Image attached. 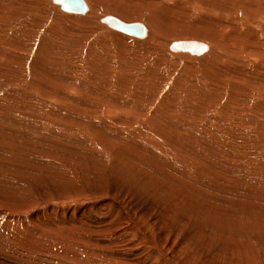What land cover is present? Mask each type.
Segmentation results:
<instances>
[{
    "label": "rangeland",
    "instance_id": "obj_1",
    "mask_svg": "<svg viewBox=\"0 0 264 264\" xmlns=\"http://www.w3.org/2000/svg\"><path fill=\"white\" fill-rule=\"evenodd\" d=\"M49 1L50 0H24V2L21 1L22 3H24V6H18L14 0H0V36L2 37H0V39L2 40L1 46L4 50V52L1 53L7 55L6 57L2 55L0 56V58L4 59L3 61L0 60V87H2L0 89V233L8 230L9 228V230L12 231H15V229L17 231H22L21 229L24 228L22 232L25 234L24 240L18 241L12 239V243L7 242V244L13 245L14 247L20 248L23 245L25 246V249L21 247L22 256L20 258L16 257L17 261L15 260V257H9V263L12 262L11 264H28L26 263V260L31 262L30 259L33 256L34 251H37L36 253H38L39 250L44 252L46 244L42 243V247L38 249L39 245H41V242H33L30 237L36 231H38L37 233H39L40 229L50 233L51 230L49 229L48 225L54 222L55 224H58L57 222H59V224L68 223L78 219L79 217H82V212H86L84 208H86L87 205L90 203L96 204V201L88 200V196H86L89 195L88 193L85 194L86 197H83L79 196L78 192H80V194L81 192H89V188H92L93 190V188H96L98 186V190H96L98 192L100 191V189L104 191L109 188L110 191L113 189L112 192L116 191L115 194H117L118 196L125 197L128 193L123 201L124 203H127L125 209L136 219L129 220V216L127 215V213H124L120 210L113 214L112 217L114 220L126 222H128L127 220H129L127 229H130V232L128 233L127 239L130 240V242H133L134 246L138 248L132 251L134 252L132 253V255L134 256L133 259L131 258L129 260V255H131L129 252V254L126 253L122 257L123 263H117L112 261L108 262V264H146L144 261L139 262V260L141 259L138 254L146 248L149 251V257H143H146L145 260L147 259V262H151L149 264H251L253 262V264H264V105H259L256 101L257 97H255V95L258 94L259 96V93H253L255 90H253L252 87L250 88L246 84H243L245 88L242 87L241 89L240 85H236V88L244 92H247L251 89L250 91L252 92L248 91L247 93L243 94L244 96L239 95L238 98L234 95H231L232 88H229V83L231 85H234V83H231L232 81L227 79V75L230 73L228 67H224V69L222 70L220 74L221 80H217V83L214 86L210 85V87L209 85H207V89L202 90V87L200 85H202V81H206L207 75L202 74L201 72L195 73L197 72L195 70H200L201 66L204 67V65L199 66L200 63L196 61L198 62H195L196 65L198 64V68H196L195 63H190L189 59H180L176 58L175 54L172 55L173 53L168 51V48L165 46L171 41L168 42V36H164V34L162 36H157L159 38V43L152 42L151 45L149 44V46L152 47L150 49H148L149 46L145 45V47H143V50L142 45L138 46L137 43L133 44L134 40L131 42L125 41L126 39H124L123 37L105 32L106 30H103L102 26L98 24L99 22L96 20V16L104 13L107 5L116 6L119 5L116 2H121L122 0H102L104 1V3L96 5L95 7L97 13L95 14V17L93 16L94 19L89 18L86 20H81L79 21V24L75 21H67V19L64 17V13L57 10V8H54V6L49 3ZM123 1L124 2L122 3V6H119L118 8H111L117 9V13L122 16L127 15V17L134 19H144L145 22H147L149 18H146L143 15L133 16L130 12L131 10H137V8L142 7L141 3H149L155 1L160 4L161 8L173 10L174 16H183L184 14V6L175 4V0H130L132 5L138 3L136 5L137 7L135 8L134 6H132V8L134 9L126 8V0ZM24 8L25 10H23ZM29 9L31 13H29ZM120 10L123 11L125 14L123 12H119ZM135 12L138 13V10ZM207 15H217V11L215 9H209ZM124 17L126 18V16ZM130 18L127 19L131 20ZM164 20L166 19L163 18L161 20L162 24L164 23L162 22ZM69 22L71 23V25ZM33 25L36 26L34 27ZM165 25L167 24L164 23L163 26ZM57 30L59 33L57 32ZM180 31L185 30L181 28ZM127 38L129 40L133 39L130 37ZM262 41H264V36L262 38ZM73 42L76 44H74ZM253 44L256 45V37L253 40ZM52 47H54V49ZM50 50L53 53L49 52ZM248 50L249 52H255V49L248 48ZM9 53H12L13 55L17 56L20 60L15 59V63L14 60L13 62H10V60L14 59L15 56L10 57L8 56ZM8 58L11 59L8 60ZM43 59L53 61V66L58 61V66H54L58 69H55L53 67L54 70L52 71V67L48 68L46 67V65H43ZM63 59L65 60L63 61ZM247 59L248 61L250 60L246 56L244 62L242 63H246ZM16 61L20 62L21 66L19 65L20 63L17 64ZM141 62L142 64L140 66ZM131 63L133 64L131 65ZM187 65L189 68L187 67ZM133 66H135V68H133ZM1 67L5 69H1ZM64 67L67 71L62 70L64 69ZM140 67H142V69ZM49 71L53 72V74H51ZM54 71H56L57 73H54ZM191 71H193V75L191 74ZM44 73H47V77L52 76L57 83H59V81L63 82L64 86H60L61 91H58L59 87L55 88V90L62 95L63 99L59 98L61 101L55 100L53 98L51 99L50 97L44 94V91L40 89L39 84L42 80V77L45 76ZM58 73L61 75H59ZM125 74L126 77L124 78L123 76ZM117 77H120V79L117 80ZM36 78L38 79L36 80ZM34 81L39 86V89L36 88V86L33 84ZM36 81H38L39 84ZM263 82L264 81L262 80V83ZM138 83L140 85H138ZM55 86H58V84ZM75 86L76 88H74ZM34 87L38 91L35 90L32 93L34 96H32L31 94V97L28 94L29 92L27 93V91L30 89H34ZM78 87L80 91L78 90ZM40 90L43 93L37 94L36 92L41 93ZM198 90L204 92L207 97L213 100L216 99L215 95H218V99L220 101L216 100L218 101V104H216L217 102H215V106L212 105L211 107L207 105L208 107L206 106V108H202L200 106L204 105L200 104H203L201 102L205 101L206 98L205 100H202L203 93ZM190 92H193L191 94L193 96L195 95L194 98H191L192 95L190 94ZM194 92L196 93L194 94ZM197 93L198 95L200 93L201 97L198 96ZM262 93L263 97H261V99L264 98V92ZM245 94L250 96H246ZM35 95L38 96L37 99ZM93 95L95 97H93ZM196 95L201 99H199ZM52 97L58 98L55 96ZM144 97H146V99ZM42 98L44 100H41ZM68 98H73L75 102L73 100L69 101ZM102 98H104V101ZM39 99L40 102L38 101ZM108 99L109 101H112V103H116L115 105L118 106L119 109L121 108L120 112H114L115 109L111 106H107L105 108V104L107 103ZM63 101L65 102L63 103ZM72 101L75 104L71 103ZM134 101H137L139 104H134ZM42 102H46V104H43ZM191 103L193 106V110H189L191 114L189 113L188 115L189 111L187 109L188 106L191 105ZM194 103L195 105H193ZM24 104L27 106H25ZM71 104L73 105V107ZM77 106H79V108L81 107V109H78ZM95 106H97L96 110ZM194 107L196 109H194ZM92 108L94 109V111L91 110ZM137 108L138 110H136ZM71 109L75 110L76 113L78 112L80 114L81 111L85 112L86 109L94 113L92 115V112H89L90 114L87 113V115H85L84 117L79 115V120L82 119L81 121H83L81 122L78 120V115L71 113L73 112ZM55 110H62L59 112L63 114H58V116L57 114L54 115V113L52 112ZM135 111H140L145 114L146 119H144V115L139 112H137L139 118L134 117V115L136 114ZM69 112L71 114H69ZM95 112H97L98 114L96 115ZM169 112L173 113L174 115H172V117L167 116L168 118L166 119L165 114L168 115ZM184 112H186V114ZM33 113H36L37 116H33ZM66 114H69L71 116L74 115V118H77L75 119V121H73V119H69L70 122H68V125L72 124L69 126L70 128L66 126L67 124L62 123L64 122L62 120L63 118L59 119V117H62ZM186 115L188 116V118L192 117L193 120L191 119V121H193L194 123L193 130L194 128L195 130L187 131L189 133L193 132L195 140L193 139L194 141L192 143H190V141H187V143L185 142V140H182L183 142H181L177 138L176 140L178 141H176L174 139L175 136L171 135L172 139L166 138L168 141L167 143L165 141V143H162L160 139L157 140L162 144V147H159V149L157 146L153 147V145L155 144H153L154 142L151 141H156V138L159 137L158 135L156 137L155 134L157 133V131L159 132L161 130L160 127H157L158 125H160V123L163 125V123L166 124L169 121L170 125H172L175 130H177L178 128L180 131H177L181 132L182 127L180 125V121L182 120V118H180V116L183 117ZM121 116L122 118L120 119ZM149 116H151V118L153 117L154 120L159 121L154 122L153 120L152 123H149L150 121H147ZM59 120H62V122H59ZM76 120L78 124L76 123ZM110 120L111 122H109ZM169 122L168 124L164 125L168 126ZM80 123H82L83 126ZM86 123H88L89 126L91 125V123H93L92 125H95L94 127L97 126V129L105 131V135L107 137H105V139L107 143H111L113 145L107 146V144L102 145L99 142V144L96 143L97 141L93 140L94 137L92 133L84 129L88 127V124ZM107 123L109 126H107ZM126 123L130 126H125ZM79 124L82 126V128ZM73 125H75V127ZM67 128L69 129V132ZM145 130H147V133L143 132ZM186 130L190 129L187 128ZM64 131L66 132V134ZM128 131H138V133H133L134 135L138 134L136 136L138 138H133V134ZM120 134L121 137H118V135L120 136ZM178 134L181 135L180 133ZM44 135L46 136L44 137L45 139L43 138ZM146 135H152L153 137L149 136L147 138ZM221 136H223L222 139ZM125 138L127 141L124 142L123 140H125ZM39 139L41 142L39 141ZM133 139H135V141ZM170 140H173V148H170L172 147L171 144H173ZM220 140L221 142L223 141L224 144L220 143ZM23 141L25 142V144L22 143ZM31 141H33L34 144ZM86 141L88 142L86 143ZM128 141L130 143L131 141H134L137 145L136 147L139 148L140 151L142 150L144 152L146 150L144 153L148 155L154 154L160 159H163H159L163 164L158 159L155 160V158L150 155L146 158H141V160L140 154H138L135 151L136 148L133 147L135 146L134 143L130 144ZM126 142L130 146L132 145V147H130L132 148V152L131 149H129L128 151L124 150L122 152L123 156H126L128 158L131 155L132 158H128V160L130 159L132 164H135L137 166L138 163H135L133 161L137 158L138 155L136 161L139 162L138 168H140L141 164L143 166L141 167L142 171L140 170V173L134 174L137 178L146 177L151 182L150 177L148 176L149 171L159 173L158 170L160 169L161 172V168H165V171H171V168H173L171 167L172 164L175 166V169L172 170L175 172H173L172 175L176 174L177 179H179L180 176V178L184 179V177L188 176L189 172L194 169L197 173L193 172L194 170L191 173H194V177L196 178H192L191 176L185 177V184L182 185L183 189H188L190 193H184L182 190L174 191L176 194H178V197H183L186 194L190 196H195L192 193V185H195L193 191L196 192L197 189V192L201 193L202 190H206V192L203 191V193L201 194L203 198L205 197V199L208 200L204 202L199 201V204L196 205L198 209L197 213L193 209L189 210L188 213H190L191 216H186L185 213L181 212L176 215L170 214V212L168 211L160 212L158 210L159 206L157 207V209L151 210V207L147 205L148 202H151L152 204V202L160 203L162 201L160 200L158 202L159 199L156 198V196L154 197V195L144 193L143 191H141L142 188L138 190L139 187H137L133 181L135 176L132 175V178L129 179L124 173L121 172L119 168L121 164H113L116 163V161L114 162L113 158L111 159L112 155L108 156L106 153H104L108 152V154H113L115 150L117 151L120 150L119 148L128 146ZM60 143H63V146ZM196 143H198L196 148H198V151L200 153L199 155H201V152H203L202 155L199 157H201L202 160L204 159V163L201 162L202 160L197 161L199 158H196L195 161L190 159V154L187 152L193 147L192 144H194L195 147ZM84 144H86L87 146H85ZM138 144H142V146L144 145V147H142L141 145L138 147ZM199 144L203 145L204 150L200 149L201 147ZM206 144H209V146ZM90 146H92V148ZM100 146L101 149L105 150H103L104 152L100 149ZM104 146L107 147L105 148ZM207 146L209 147V149L211 148L209 150L211 153L208 151L209 154L206 152L208 150ZM32 148L36 150H33ZM144 148L146 149L144 150ZM97 149H100V151H102L103 153H100V151H98ZM176 149L178 151L179 149L181 150L178 152ZM182 150H185L184 153L187 152L189 156H186L185 158L183 154L182 157H180L183 152ZM94 152L96 154H94ZM168 152L169 154H167ZM177 152L178 154L181 152V154L178 156ZM31 154L34 156H31ZM83 155L86 156V158ZM203 155H205L206 157L204 158ZM164 157L170 162L166 161ZM206 158L209 159L211 164L208 163L209 161ZM106 159L108 161L107 163ZM128 160L127 162L130 161ZM111 161L113 166L111 165ZM206 161L208 164L206 163ZM148 162L149 165L147 164ZM168 162L172 164H169ZM198 162H200L201 164H199ZM202 163L204 165H202ZM205 163L208 165V167ZM117 165L120 166L118 167ZM144 165L148 168L144 167ZM113 167H115L114 170H116V172L113 170ZM182 168L184 169L181 170ZM225 169L227 170V173L229 172V175L225 174ZM182 172H184V174ZM67 174H69V176ZM182 174L185 176H183ZM108 176H110V178ZM115 179H119L121 181H117ZM125 179L128 181H125ZM170 179L173 180L171 177ZM105 181H107L106 184L104 183ZM115 181H117L115 183L117 184L116 187L119 186L118 184H120V182L122 186L123 184L124 186H119L115 189V184L113 185ZM129 182L131 183L129 184ZM99 184H103L104 186L106 185L108 187H100ZM132 185L136 186V190L139 191L138 194L136 193V190V192L131 190L134 188ZM196 185H198L199 188L196 187ZM103 187L105 189H103ZM168 187L170 188V185H168ZM126 188L129 189V191L136 193L138 196L136 194L129 193L128 190H125ZM198 189H201V191ZM120 191L123 195L119 193ZM51 194L56 195H54V197L51 196ZM128 195L129 197H132L133 195L134 197L132 198L134 199L136 197L135 200H137L133 201L131 198L128 197ZM141 200L144 202L141 203ZM100 201L104 200L100 198ZM154 203L152 205H155ZM171 205H173V203ZM165 207L175 208L176 206L166 205ZM145 209L146 211L148 209V211L146 212ZM119 211L121 212V214L118 213ZM100 212L105 215H109L111 210L105 207V209H100ZM87 215L89 214L86 213V216ZM180 215H184L183 219L180 217ZM10 223L12 226L10 225ZM14 225L15 227H17L15 228ZM21 225H23V227ZM59 227L60 229L57 231L62 233L69 232V230L63 227V225H59ZM133 229H140L142 230L141 232L151 235V238L147 240L146 246H142L141 241H139L140 237L137 233H135V230ZM110 230L111 232H114L111 228ZM101 233H103L101 235V238H107V235H109L108 232L107 234L104 233V231ZM161 235H163L166 241L162 242V238L160 237ZM64 239L69 240L65 237V235L64 238H59L61 242H63ZM53 240L54 241L51 242L50 245H54V243L57 244L59 242L57 238H54ZM77 242L79 243L80 241L77 240ZM1 243L4 247L7 246L4 245L3 242H0V244ZM179 244V251L182 252H180L179 255H176L175 257L173 256V254L175 253V251H178L177 245ZM2 245L0 247L2 249L0 250V259L7 261L8 258L3 256L7 254H4L5 252L3 251ZM110 247L114 246L112 245ZM183 252H185V254ZM55 253L57 254L58 251H55ZM55 253L53 255V259L55 258Z\"/></svg>",
    "mask_w": 264,
    "mask_h": 264
},
{
    "label": "bare ground",
    "instance_id": "obj_2",
    "mask_svg": "<svg viewBox=\"0 0 264 264\" xmlns=\"http://www.w3.org/2000/svg\"><path fill=\"white\" fill-rule=\"evenodd\" d=\"M16 3H17V5L18 6H20V5H22V6H24L23 4L24 3H22L21 1H23L24 2V0H14ZM28 2V1H27ZM32 2V1H31ZM85 2H86V4H87V7H88V9H87V11H89V12H84V13H81V12H73V11H67V10H65V9H63V7H62V5H61V3L60 2H58L57 0H50L49 1V3L52 5V6H54V8H57V10H59L60 12H62V13H64V17L67 19V21H75L76 23H78L79 24V21H81V20H86V19H91V18H93V16L95 17V14L97 13V11H96V9H95V7H96V5H100V4H103L104 3V1H102V0H85ZM124 1L122 0L121 2H116V3H118L119 5H107V7H106V10H105V12L104 13H102V14H100V15H97L96 16V20L99 22L98 24H100V26H102V28H103V30H106L105 32H107V33H111V34H115V35H117V36H120V37H123L124 39H126L125 41H129V42H131V41H133V44L134 43H137V45L139 46V45H142V49L144 50V48L143 47H145V45L146 46H149V44L151 45V43L152 42H158L159 43V38L157 37V36H162L163 34H164V36H168V42L169 41H171L169 44H166L165 46L168 48L167 50L168 51H170L171 53H173L172 55H174L175 54V56H176V58H180V59H189V61H190V63H195L196 61H198L200 64H199V66L200 65H204V67L203 66H201V69L200 70H195V71H197V72H195V73H202V74H206L207 75V77H206V81L208 82H206V81H202V85H200L201 87H202V90H206L207 89V85H212V86H214L216 83H217V80H221V77H220V74H221V72H222V70L224 69V67L225 68H229V70H230V73L227 75V79L228 80H230V81H232L231 83H234V85H231L230 83H229V88H232L231 89V91H232V94L231 95H234V96H236L237 98H238V96L239 95H243L244 93H247L248 91L249 92H252V91H250V90H248L247 92H244V91H242V90H240V89H238V88H236L237 86L236 85H240L241 87V89H242V87H244L243 86V84H246L247 86H249L250 88L252 87L253 88V90H255L253 93H255V92H257V93H259V96H258V94H256L255 95V97H257L256 98V101H257V103L259 104V105H264V98L263 99H261V97H263L262 95H263V93L262 92H264V82L262 83V80L264 81V41H262V38H263V36H264V0H175V4H178V5H183L184 6V14H183V16H174L173 15V10H169V9H163V8H161L160 7V4L158 3V2H155V1H153V2H149V3H141V6L142 7H140V8H137V10H138V13H136L135 11H137L136 9H134L135 7H137L136 5L138 4V3H136L135 5H132V3L130 2V0H126V2H125V5H126V8H132V6H134V8H132V9H134V10H131L130 12L132 13V15L134 16V15H138V16H141V15H143L144 17H146V18H149L148 19V21L147 22H145L144 21V19H134V18H130V17H127V15H124V16H126V18L124 17V16H122V15H120L119 13H117V9H115V8H111V7H116V8H118L119 6H122V3H123ZM257 3V4H256ZM27 4V3H26ZM33 4V3H32ZM90 4V5H89ZM30 5V4H29ZM103 6V5H102ZM130 6V7H129ZM191 7V9H190V7ZM34 7V6H33ZM30 8V7H29ZM31 8H32V6H31ZM30 8V9H31ZM30 9H29V13H31L30 12ZM209 9H215L216 11H217V15H214V16H209V15H207V12H208V10ZM23 10H25V8L23 9ZM54 10V9H53ZM129 10V9H128ZM22 11V10H21ZM141 11V12H140ZM119 12H123V11H119ZM133 12H135V13H133ZM140 12V13H139ZM124 13V12H123ZM21 14V13H20ZM125 14V13H124ZM30 15H32V14H30ZM106 16H114V17H117V18H119L120 20H122V21H124V22H127V23H133V22H139V23H143L144 25H145V27H146V35H144V36H141V37H138V36H136V35H130V34H127V33H125V32H123V31H120V30H118L117 28H115V27H113L112 26V24L110 23V22H108V21H106V20H104L105 19V17ZM46 17V16H45ZM63 17V18H64ZM127 18H130L131 20H129V19H127ZM166 19V20H164V21H162V22H164V23H166L167 25H165V26H163L164 25V23L162 24L161 23V20L162 19ZM36 19V18H35ZM65 19V20H66ZM94 19V18H93ZM34 21V20H33ZM37 21V20H36ZM31 22V21H30ZM40 22H41V20H40ZM83 22V21H82ZM85 22V21H84ZM34 23V22H33ZM49 23V22H48ZM68 23V22H67ZM70 23V22H69ZM54 24H55V22H54ZM29 25V24H28ZM31 25V24H30ZM42 25V24H41ZM61 25V24H60ZM70 25H71V23H70ZM34 26V25H33ZM36 26V25H35ZM34 26V27H35ZM50 27V26H49ZM57 27V26H56ZM75 27V26H74ZM32 28V27H31ZM43 28V27H42ZM80 28V27H79ZM184 29L185 31H180V29ZM29 29V28H28ZM40 29V28H39ZM52 29V28H51ZM24 30V29H23ZM54 30V29H53ZM102 30V29H101ZM55 31V30H54ZM108 31H110V32H108ZM57 32H58V30H57ZM71 32V31H70ZM78 32V31H77ZM112 32H115V33H112ZM163 32V33H162ZM59 33V32H58ZM117 33H122V34H125V35H122V34H117ZM30 34V33H29ZM28 34V35H29ZM37 34V33H36ZM61 34V33H60ZM83 35V34H82ZM32 36H33V34H32ZM44 36V35H43ZM46 36V35H45ZM76 36V35H75ZM74 36V37H75ZM1 37V36H0ZM30 37V36H29ZM36 37V36H35ZM64 37V36H63ZM71 37V36H70ZM127 37H130V38H133L132 40L130 39H128ZM200 37V38H199ZM256 37V45H254L253 44V40H254V38ZM2 38V37H1ZM47 38V37H46ZM45 38V39H46ZM62 38V37H61ZM84 38V37H83ZM8 39V38H7ZM65 39V38H64ZM136 39V40H135ZM175 39H177V40H175ZM32 40V39H31ZM35 40V39H34ZM140 40H143V41H140ZM2 40L0 39V56L2 55V56H4V57H6L7 55H4V54H2L1 52H4V50H3V47L1 46V42ZM161 41V40H160ZM178 41H184V42H188V43H190V42H197V43H201V44H203L204 45V50L203 51H201V52H198V51H192V50H189V49H185V50H182V49H180V50H176V49H174L173 48V43L174 42H178ZM43 42V41H42ZM48 42V41H47ZM46 42V43H47ZM65 42V41H64ZM167 42V43H168ZM50 43V42H49ZM74 43V42H73ZM105 43V42H104ZM64 44V43H63ZM68 44V43H67ZM71 44V43H70ZM74 44H76V43H74ZM39 45V44H38ZM41 45H43V44H41ZM47 45V44H46ZM105 45V44H104ZM144 45V46H143ZM160 45H161V43H160ZM12 46H15V45H12ZM65 46V45H64ZM94 46V45H93ZM97 46V45H96ZM153 46V45H152ZM18 47V46H17ZM20 47V46H19ZM40 47V46H39ZM45 47V46H44ZM67 47V46H66ZM157 47V46H156ZM46 48V47H45ZM53 49H54V47H52ZM71 48V47H70ZM102 48H104V47H102ZM140 48H141V46H140ZM147 48V47H146ZM150 48H152L151 46H149V48L148 49H150ZM155 48V47H154ZM163 48V47H162ZM248 48H251V49H255V52H249V50H248ZM18 49H20V48H18ZM40 49V48H39ZM60 49V48H59ZM37 50V49H36ZM42 50V49H41ZM147 50V49H146ZM145 50V51H146ZM152 50V49H151ZM17 51H19V50H17ZM45 51H46V49H45ZM150 51V50H149ZM148 51V52H149ZM158 51V50H157ZM44 52V51H43ZM49 52H51V50L49 51ZM108 52V51H107ZM153 52V51H152ZM208 52V53H207ZM18 53H20V52H18ZM24 53V52H23ZM26 53V52H25ZM51 53H53V52H51ZM134 53V52H133ZM162 53V52H161ZM205 53H207V54H205ZM27 54V53H26ZM45 54V53H44ZM56 54H57V52H56ZM91 54V53H90ZM139 54V53H138ZM143 54V53H142ZM154 54V53H153ZM50 55H52V54H50ZM71 55V54H70ZM133 55V54H132ZM141 55V54H140ZM8 56H12V57H14L15 55H13L12 53H9L8 54ZM22 56V55H21ZM40 56V55H39ZM48 56V55H47ZM55 56V55H54ZM66 56V55H65ZM90 56V55H89ZM150 56V55H149ZM247 56V58H249L250 60V62L248 61V59H247V61H246V63H242V62H244V60H245V57ZM50 57H52V56H50ZM57 57V56H56ZM55 57V58H56ZM63 57V56H62ZM98 57V56H97ZM100 57V56H99ZM21 58V57H20ZM44 58V57H43ZM47 58V57H46ZM66 58V57H65ZM68 58V57H67ZM142 58V57H141ZM147 58V57H146ZM11 58H8V60H10ZM15 59H17V60H20V59H18V57L17 56H15V58L14 59H12V60H10V62H13V60H14V63H15ZM23 59V58H22ZM38 59V58H37ZM49 59H51V58H49ZM60 59V58H59ZM69 59V58H68ZM91 59V58H90ZM97 59V58H96ZM138 59V58H137ZM136 59V60H137ZM148 59V58H147ZM0 60L1 61H3L4 59L3 58H0ZM65 59H63V61H64ZM37 61V60H36ZM56 61H57V59H56ZM134 61V60H133ZM188 61V62H189ZM17 62V64L18 63H20V62H18V61H16ZM38 62V61H37ZM42 62H44V64L43 65H46V67H48V68H50V67H52V71L54 70V66L55 65H57L58 66V61H57V63L53 66V61H51V60H48V59H46V60H44L43 59V61ZM130 62V61H129ZM132 62V61H131ZM135 62V61H134ZM133 62V63H134ZM198 62H196V63H198ZM41 63V62H40ZM53 63V64H52ZM133 63H131V65L133 64ZM136 63V62H135ZM138 63H139V61H138ZM152 63V62H151ZM196 63H195V65H196ZM202 63V64H201ZM23 64V63H22ZM70 64V63H69ZM130 64V63H129ZM141 64H142V62L140 63V66H141ZM157 64V63H156ZM20 66H21V63L19 64ZM24 65V64H23ZM41 65V64H40ZM137 65V64H136ZM189 65V64H188ZM188 65H187V67H188ZM192 65V64H191ZM125 66V65H124ZM139 66V65H138ZM147 66V65H146ZM159 66V65H158ZM194 66V65H193ZM198 66V64L196 65V68H198L197 67ZM5 67V66H4ZM7 67V66H6ZM54 67V68H53ZM106 67V66H105ZM149 67H150V65H149ZM148 67V68H149ZM43 68V67H42ZM47 68V69H48ZM63 68V67H62ZM129 68V67H128ZM130 68H131V66H130ZM133 68H135V66H133ZM141 69H142V67H140ZM189 68V67H188ZM194 68V67H193ZM1 69H5V68H3V67H1ZM47 69H45V70H47ZM55 69H58V68H55ZM123 69V68H122ZM138 69V68H137ZM50 70V69H49ZM62 70H66L65 69V67H64V69H62ZM109 70V69H108ZM119 70V69H118ZM130 70V69H129ZM146 70H147V68H146ZM193 70V71H194ZM57 71V70H56ZM56 71H54V73H57ZM67 71V70H66ZM144 71V70H143ZM142 71V72H143ZM153 71V70H152ZM190 71V70H189ZM193 71H191V74H192V72ZM51 74H53V72H51V71H49ZM108 72V71H107ZM141 72V73H142ZM145 72V71H144ZM161 72V71H160ZM63 73V72H62ZM70 73V72H69ZM128 73V72H127ZM134 73V72H133ZM149 73V72H148ZM159 73V72H158ZM194 73V74H195ZM45 74V76L44 77H42V80H41V82H40V84H39V82L38 81H36L38 84H39V86H40V89L42 90V91H44V94L46 95V96H48V97H50L51 99L53 98V99H55V100H60L59 98H61V99H63L62 98V95L60 94V93H58L56 90H55V88L56 87H59V89H58V91L60 90V86H64V84H63V82L61 81H59V83H57L54 79H53V77L52 76H49V77H47V73H44ZM59 74V73H58ZM124 74V73H123ZM131 74V73H130ZM151 74H152V72H151ZM201 74V75H202ZM55 75V74H54ZM59 75H61V74H59ZM141 75V74H140ZM143 75V74H142ZM146 75V74H145ZM190 75V74H189ZM193 75V74H192ZM119 76V75H118ZM123 76V75H122ZM130 76V75H129ZM151 76V75H150ZM157 76V75H156ZM57 77V76H56ZM71 77V76H70ZM115 77V76H114ZM124 78L126 77V74L123 76ZM134 77V76H133ZM111 78V77H110ZM130 78V77H129ZM38 78H36V80H37ZM41 79V78H40ZM60 79V78H59ZM108 79V78H107ZM116 79V78H115ZM120 79V77H117V80H119ZM122 79V78H121ZM139 79V78H138ZM213 79H215V80H213ZM17 80V79H16ZM61 80V79H60ZM105 80V79H104ZM114 80V79H113ZM132 80V79H131ZM212 80V81H211ZM8 81V80H7ZM65 81H67V80H65ZM72 81V80H71ZM111 81V80H110ZM124 81H125V79H124ZM141 81V80H140ZM105 82V81H104ZM113 82V81H112ZM123 82V81H122ZM224 82H225V80H224ZM27 83V82H26ZM58 84V86H55V85H57ZM67 83V82H66ZM101 83V82H100ZM106 83V82H105ZM117 83V82H116ZM131 83V82H130ZM141 83V82H140ZM33 84L36 86V88H38L39 86L35 83V81L33 82ZM33 84H32V86H33ZM108 84V83H107ZM114 84V83H113ZM118 84V83H117ZM16 85V84H15ZM19 85V84H18ZM30 85V84H29ZM65 85H67V84H65ZM72 85V84H71ZM81 85V84H80ZM102 85V84H101ZM104 85V84H103ZM119 85V84H118ZM130 85H133V84H130ZM138 85H140L139 83H138ZM245 85V86H246ZM54 86V87H53ZM197 86V85H196ZM16 87V86H15ZM72 87V86H71ZM101 87V86H100ZM142 87V86H141ZM211 87V86H210ZM228 87V86H227ZM235 87V88H234ZM249 87H247V88H249ZM2 87H0V89H1ZM27 88V87H26ZM30 88V87H29ZM35 87H34V89H30V90H28L27 91V93L31 96V94L36 90V91H38L37 89H36ZM54 88V89H53ZM74 88H76V86L74 87ZM102 88V87H101ZM106 88V87H105ZM112 88V87H111ZM117 88V87H116ZM129 88V87H128ZM131 88V87H130ZM245 88V87H244ZM39 89V88H38ZM65 89V88H64ZM97 89V88H96ZM134 89V88H133ZM198 89V88H197ZM40 90V92L41 93H39V92H36L37 94H42L43 92ZM78 90H79V87H78ZM101 90V89H100ZM124 90V89H123ZM136 90V89H135ZM191 90H193V89H191ZM244 90V89H243ZM26 91V90H25ZM61 91V90H60ZM70 91V90H69ZM80 91V90H79ZM90 91H91V89H90ZM143 91V90H142ZM147 91V90H146ZM195 91V90H194ZM198 91H200V90H198ZM107 92V91H106ZM122 92V91H121ZM201 92V91H200ZM35 93V94H36ZM79 93H81V92H79ZM83 93V92H82ZM89 93V92H88ZM100 93H101V91H100ZM99 93V94H100ZM135 93V92H134ZM139 93V92H138ZM144 93V92H143ZM183 93V92H182ZM191 93H193V92H190V94ZM196 92H194V94H195ZM201 93H203V96H202V100H205V98H206V100L205 101H200L201 103H203V104H200V105H204V106H200V107H204V108H206V106L207 105H209V106H211L212 107V105L213 106H215V102H217L216 104H218V101H220L218 98H219V96L218 95H215V100H213V99H210L209 97H207V95L204 93V92H201ZM86 94V93H85ZM84 94V95H85ZM97 94V93H96ZM129 94V93H128ZM251 94V93H250ZM139 95V94H138ZM192 95V94H191ZM197 95H198V93H197ZM196 95V96H197ZM246 95V94H245ZM24 96V95H23ZM32 96H34L33 94H32ZM31 96V97H32ZM36 96V95H35ZM52 96H55V97H58V98H54V97H52ZM90 96V95H89ZM133 96V95H132ZM142 96H146V95H142ZM195 96V95H194ZM194 96L192 95L191 96V98H194ZM198 96H200V93H199V95ZM197 96V97H198ZM244 96V95H243ZM246 96H250V95H246ZM252 96V95H251ZM27 97V96H26ZM93 97H95L94 95H93ZM101 97V96H100ZM120 97V96H119ZM201 97V96H200ZM200 97H198L199 99H201ZM232 97V96H231ZM24 98V97H23ZM38 98V96H36V99ZM91 98V97H90ZM140 98V97H139ZM145 99H146V97H144ZM204 98V99H203ZM240 98V97H239ZM246 98H248V97H246ZM26 99V98H25ZM47 99V98H46ZM76 99H78V98H76ZM87 99V98H86ZM103 99V101H104V98H102ZM27 100H30V99H27ZM41 100H44L43 98L41 99ZM48 100H49V98H48ZM68 100L69 101H71V100H73L74 101V99L73 98H68ZM98 100H100V99H98ZM132 100V99H131ZM133 100H135V99H133ZM137 100V99H136ZM143 100V99H142ZM194 100V99H193ZM216 100H218V101H216ZM26 101V100H25ZM36 101V100H35ZM39 102H40V99L38 100ZM51 101V100H50ZM61 101V100H60ZM71 102V103H74V102ZM95 101H96V99H95ZM107 101V100H106ZM190 101V100H189ZM246 101V100H245ZM38 102V103H39ZM65 101H63V103H64ZM67 102V101H66ZM126 102V101H125ZM139 102H140V100H139ZM142 102V101H141ZM194 102V101H193ZM27 103V102H26ZM37 103V102H36ZM43 103V102H42ZM105 103V102H104ZM121 103V102H120ZM134 104L135 103H138L137 101L135 102H133ZM23 104V103H22ZM43 104H46V102L45 103H43ZM48 104V103H47ZM75 104V103H74ZM116 103H112V101H109V99H108V101H107V103L105 104V108L107 107V106H111L112 108H114L115 110H114V112H120V109H119V107L118 106H116L115 105ZM139 104V103H138ZM246 104V103H245ZM25 105V104H24ZM33 105V104H32ZM72 105V104H71ZM83 105V104H82ZM90 105H91V103H90ZM148 105V104H147ZM193 105H195V103L193 104ZM243 105V104H242ZM25 106H27V105H25ZM36 106V105H35ZM85 106V105H84ZM87 106V105H86ZM137 106V105H136ZM140 106V105H139ZM143 106V105H142ZM258 106V105H257ZM28 107H29V105H28ZM27 107V108H28ZM42 107V106H41ZM72 107H73V105H72ZM78 107V109H81V107L79 108V106H77ZM88 107H90V106H88ZM87 107V108H88ZM92 107V106H91ZM96 107L97 106H95V110H96ZM141 107V106H140ZM147 107V106H146ZM208 107V106H207ZM25 108V107H24ZM84 108H86V107H84ZM136 108V107H135ZM148 108V107H147ZM198 108V107H197ZM255 108V107H254ZM262 108H263V106H262ZM26 109V108H25ZM30 109V108H29ZM74 109V108H73ZM73 109H71L73 112H71L72 114L74 113L75 115H81L82 117H84L85 115H87V113L88 114H90L89 112H92V111H88L87 109V111L85 110V112L83 111H81V114L80 113H76V111L75 110H73ZM89 109V108H88ZM129 109H131V108H129ZM186 109V108H185ZM194 109H196L195 107H194ZM200 109V108H199ZM210 109V108H209ZM91 110H93L94 111V109L92 108ZM128 110V109H127ZM133 110V109H132ZM136 110H138V108L136 109ZM144 110V109H143ZM188 111L189 110H193V106H192V103H191V105L190 106H188V109H187ZM187 110H185V111H187ZM208 110V109H207ZM211 110V109H210ZM264 110V109H263ZM59 111H62V110H55V111H51L52 113H54V115H56L57 114V116H58V114H63V113H61V112H59ZM75 111V112H74ZM78 111V110H77ZM102 111V110H101ZM104 111V110H103ZM130 111V110H129ZM134 111V110H133ZM59 112V113H58ZM69 112V114H71ZM136 112V111H135ZM134 112V113H135ZM137 112H139V113H141V114H143L142 112H140V111H137ZM136 112V114L134 115V117H136V118H139L138 117V113ZM156 112V111H155ZM155 112H153V113H155ZM164 112H165V110H164ZM192 112V111H191ZM197 112V111H196ZM42 113V112H41ZM93 113L94 112H92V115H93ZM96 113V115L98 114L97 112H95ZM185 114H186V112H184ZM189 113H190V111L188 112V115H189ZM193 113H195V112H193ZM31 114V113H30ZM69 114H66V115H63L62 117H59V119L60 118H63L62 120L64 121V122H62V120L60 121L59 120V122H62V123H65V124H67L66 126H70V125H72V124H70V125H68V122H70V120L69 119H73V121H75V119H77V118H74V115L73 116H71V115H69ZM165 114V113H164ZM191 114V113H190ZM36 115V113L34 114L33 113V116H35ZM106 115V114H105ZM126 115V114H125ZM130 115V114H129ZM144 116H143V118L144 119H146V115L145 114H143ZM154 115V114H153ZM153 115H151V116H153ZM156 115V114H155ZM172 115H174L173 113H168V115L167 114H165V117H166V119L168 118V117H172ZM197 115V114H196ZM201 115H203V114H201ZM32 116V117H33ZM37 116V115H36ZM66 116V117H65ZM101 116H102V114H101ZM107 116V115H106ZM151 116H149V120L147 119V121H150L149 123H152V121L154 120V118L152 117L151 118ZM159 116V115H158ZM162 116V115H161ZM168 116V117H167ZM205 116V115H204ZM203 116V117H204ZM46 117V116H45ZM48 117V116H47ZM94 117V116H93ZM96 117V116H95ZM98 117V116H97ZM105 117V116H104ZM112 117V116H111ZM127 117H128V115H127ZM142 117V116H141ZM194 117V116H193ZM260 117V116H259ZM262 117V116H261ZM34 118H37V117H34ZM42 118V117H41ZM65 118V119H64ZM79 118H80V116L78 117V120H79ZM87 118V117H86ZM122 118V116L120 117V119ZM124 118V117H123ZM130 118H132V117H130ZM180 118H182V120L180 121V125H181V132H178L177 130H179L177 127V130H175L174 129V127L172 126V125H170V122H169V125L168 126H165L166 124H168V122L165 124V123H163V125L160 123V125H158L157 127H160L161 128V130L158 132L157 131V133L155 134V133H153V134H155V136L157 137V135L159 136L158 138H156V141L154 140V141H151V142H154L153 144H155V145H153V147L154 146H157L158 147V149H159V147H162V144L160 143V142H158L157 140L158 139H160L161 140V142L163 143L164 141L167 143L168 141H167V139L166 138H170V139H172V137H171V135L173 136H175L174 137V139L176 140V138L178 139V140H180L181 142H183L182 140H185V142H189L190 141V143H192L195 139H194V135H193V132L192 133H189V132H187V131H194L195 130V128H194V130H193V127H194V123H193V121H191V119H192V117H189L188 118V116L186 115V116H183V117H181L180 116ZM188 118V119H187ZM39 119H40V117H39ZM55 119V118H54ZM58 119V118H57ZM112 119V118H111ZM114 119V118H113ZM205 119V118H204ZM226 119H228V118H226ZM261 119V118H260ZM48 120V119H47ZM82 119H80L79 121H81ZM128 120H132V119H128ZM139 120V119H138ZM170 120V119H169ZM193 120V119H192ZM202 120V119H201ZM44 121V120H43ZM103 121V120H102ZM140 121H142V120H140ZM157 121H159V120H154V122H157ZM167 121V120H166ZM178 121V120H177ZM262 121V120H261ZM49 122V121H48ZM81 122H83V121H81ZM109 122H111V120L109 121ZM125 122V121H124ZM130 122V121H129ZM179 122V121H178ZM195 122V121H194ZM211 122V121H210ZM25 123V122H24ZM40 123V122H39ZM56 123V122H55ZM55 123H54V125H55ZM62 123H60V124H62ZM76 123H77V120H76ZM76 123H75V125H76ZM131 123V122H130ZM140 123V122H139ZM146 123V122H145ZM173 123H175V122H173ZM225 123V122H224ZM58 124V123H57ZM56 124V125H57ZM78 124V123H77ZM81 125H82V123H80ZM79 124V125H80ZM86 124H88V123H86ZM93 123H91V125L89 126V124H88V127H86V128H84V129H86L88 132L90 131V133H92V135H93V137H94V139L93 140H96L97 142L96 143H101L102 145L103 144H107V146H111V145H113V144H111V143H107V141H106V139H105V137H106V135H105V131H101V129H97L96 127H94L93 125H92ZM133 124H136V123H133ZM165 124V125H164ZM172 124V123H171ZM206 124H207V122H206ZM217 124H219V123H217ZM220 124H222V123H220ZM228 124V123H227ZM25 125V124H24ZM75 125H73L74 127H75ZM78 125V126H79ZM80 125V126H81ZM130 126V125H128L127 123L125 124V126ZM212 125V124H211ZM40 126V125H39ZM65 126V127H66ZM73 126H72V128H73ZM83 126V125H82ZM82 126H81V128H82ZM107 126H109L108 125V123H107ZM171 126H172V128H171ZM175 126V125H174ZM105 127V126H104ZM185 127H186V129L187 128H189L190 130H186L185 129ZM258 127V126H257ZM27 128V127H26ZM41 128V127H40ZM63 128V127H62ZM70 128V127H69ZM77 128H80V127H77ZM103 128V127H102ZM110 128V127H109ZM138 128V127H137ZM179 128H180V126H179ZM65 129V128H64ZM68 129V128H67ZM35 130V129H34ZM83 130V129H82ZM129 130V129H128ZM135 130V129H134ZM140 130V129H139ZM185 130H186V132H185ZM206 130V129H205ZM153 131V130H152ZM151 131V132H152ZM180 131V130H179ZM200 131V130H199ZM217 131V130H216ZM223 131V130H222ZM65 132V131H64ZM68 132H69V129H68ZM79 132V131H78ZM83 132V131H82ZM81 132V133H82ZM87 132V133H88ZM128 132H130V131H128ZM135 131H132V132H130L131 134H133ZM141 132V131H140ZM143 132H145V133H147V130H145V131H143ZM135 133H138V131H136ZM142 133V132H141ZM145 133H144V135H145ZM149 133V132H148ZM178 133H180L181 135H179ZM212 133V132H211ZM214 133V132H213ZM32 134H33V132H32ZM65 134H66V132H65ZM74 134V133H73ZM215 134V133H214ZM213 134V135H214ZM222 134V133H221ZM261 134V133H260ZM58 135V134H57ZM68 135V134H67ZM88 135V134H87ZM109 135V134H108ZM128 135V134H127ZM130 135V134H129ZM138 135V134H137ZM136 134L134 135L133 134V138H138V137H136L137 136ZM182 135H183V137H182ZM62 136V135H61ZM80 136V135H79ZM82 136V135H81ZM85 136V135H84ZM147 136V135H146ZM149 136H151V137H153L152 135H149ZM149 136H147V138L149 137ZM154 136V137H155ZM201 136V135H200ZM216 136V135H215ZM36 137H38V136H36ZM44 137H46L45 135L43 136V138ZM118 137H121V134H120V136L118 135ZM117 137V138H118ZM123 137H125V136H123ZM132 137V136H131ZM144 137V136H143ZM142 137V138H143ZM222 137L223 136H221V139H222ZM34 138V137H33ZM92 138V137H91ZM107 138V137H106ZM188 138H192V139H188ZM213 138H215V137H213ZM36 139H38V138H36ZM45 139V138H44ZM47 139V138H46ZM124 139V138H123ZM129 139V138H128ZM154 139V138H153ZM194 139V140H193ZM51 140V139H50ZM72 140V139H71ZM76 140V139H75ZM83 140H86V139H83ZM120 140V139H119ZM119 140H118V142H119ZM134 141H135V139H133ZM138 140V139H137ZM139 140H140V137H139ZM149 140H150V138H149ZM152 140V139H151ZM178 140H176V141H178ZM212 140V139H211ZM39 141H40V139H39ZM68 141V140H67ZM66 141V142H67ZM124 142L125 141H127L126 140V138H125V140H123ZM134 141H131V143L130 144H132V143H134V145L135 146H133V147H135L136 149H135V151L138 153V154H140V159L142 158H146L147 156H149L148 154H146V153H144L146 150V148H144V152L141 150H139V148H137L136 146V143L134 142ZM143 141V140H142ZM171 141V140H170ZM180 141H179V143H180ZM31 142H33V141H31ZM41 142V141H40ZM69 142V141H68ZM75 142H77V141H75ZM80 142V141H79ZM82 142V141H81ZM85 142V141H84ZM88 141H86V143H87ZM137 142V141H136ZM164 142V143H165ZM187 142V143H188ZM205 142V141H204ZM23 144H25V142L23 141L22 142ZM39 143V142H38ZM83 143V142H82ZM98 143V144H99ZM117 143V142H116ZM127 143V142H126ZM141 143V142H140ZM171 143H173V140L171 141ZM179 143H177V144H179ZM200 143V142H199ZM202 143V142H201ZM220 143H222V144H224V142L222 141L221 142V140H220ZM226 143V142H225ZM31 144V143H30ZM33 144H34V142H33ZM41 144V143H40ZM61 144V143H60ZM63 144V143H62ZM61 144V145H62ZM97 144V145H98ZM118 144V143H117ZM128 144V143H127ZM183 144V143H182ZM197 144L198 143H196V146L194 147V144H192V148L190 149V150H188L187 152L190 154V159H192V160H196V158H199L197 161H201L202 159H201V157H199V156H201L202 155V153L203 152H201V155H199L200 153H199V151H198V148H196L197 147ZM221 144V145H222ZM36 145H37V143H36ZM35 145V146H36ZM42 145V144H41ZM40 145V146H41ZM67 145H69V144H67ZM70 145H72V144H70ZM85 146H87L86 144H84ZM93 145V144H92ZM141 146H142V144H140ZM139 144H138V147L140 146ZM149 145H152V144H149ZM172 145V147H170V148H173L174 147V143L173 144H171ZM181 145V144H180ZM200 145V144H199ZM206 145H208L209 146V144H206ZM205 145V146H206ZM31 146V145H30ZM33 146V145H32ZM40 146H39V148H40ZM63 146V145H62ZM84 146V147H85ZM99 146V145H98ZM106 146V147H107ZM186 146V145H185ZM207 146V147H208ZM88 147H89V145H88ZM91 148H92V146H90ZM105 147V146H104ZM105 147V148H106ZM119 147V146H118ZM118 147H117V149H118ZM121 147V146H120ZM130 147H132V145L130 146L129 144H128V146H126V147H123V148H119L120 150H115V152H113V154H108V152H104L105 150L104 149H101V146H100V149L104 152V153H106L108 156L109 155H112L111 156V159L113 158V160H114V162L116 161V163H113V164H117V163H119V164H121V166L119 167L118 165V167L120 168V170H121V172L122 173H124L129 179L130 178H132V175H134V174H138V173H140L142 170H141V167H143L142 166V164H141V166H140V168H138V165H139V162H136L137 161V158H138V155H137V158L133 161V162H135V163H138L137 164V166L135 165H133L132 164V162H131V160L129 161L128 160V158H132L131 157V155H130V157H124L123 156V154H122V152L125 150H129V149H131V152H132V148H130ZM142 147H144V145L142 146ZM146 147V146H145ZM177 147H178V145H177ZM177 147H175V148H177ZM184 147V146H183ZM201 147V148H200ZM200 149H203L204 150V148H203V145H200ZM224 147V146H223ZM28 148V147H27ZM61 148V147H60ZM81 148V147H80ZM87 148V147H86ZM103 148V147H102ZM109 148V147H108ZM149 148V147H148ZM21 149V148H20ZM23 149V148H22ZM33 150H36V149H34V148H32ZM83 149V148H82ZM94 149V148H93ZM100 149L98 150V151H100ZM208 150L206 151V148H205V151L208 153V151L211 149H209V147L207 148ZM24 150V149H23ZM86 150V149H85ZM91 150V149H90ZM177 150V149H176ZM175 150V151H176ZM181 149H179V151H180ZM202 150V151H203ZM67 151V150H66ZM89 151V150H88ZM93 151H95V150H93ZM98 151H96V152H98ZM102 151H100V153L102 152ZM134 151V150H133ZM178 151V150H177ZM178 151V152H179ZM183 151V150H182ZM185 151V150H184ZM184 151L182 152V154H181V152L178 154V152H177V155L179 156L180 154H181V156L180 157H182V155L186 158V156H189V154L187 153V152H185L184 153ZM204 151V152H205ZM102 152V153H103ZM110 152V151H109ZM148 152H150V151H148ZM147 152V153H148ZM167 152V151H166ZM210 152V151H209ZM226 152V151H225ZM53 153V152H52ZM87 153V152H86ZM99 153V154H100ZM135 153V152H134ZM211 153V152H210ZM75 154H76V152H75ZM91 154V153H90ZM92 154H93V152H92ZM94 154H96L95 152H94ZM128 154V153H127ZM133 154V153H132ZM152 154V153H151ZM167 154H169V152L167 153ZM209 154V153H208ZM86 155V154H85ZM136 155V154H135ZM198 155V156H197ZM206 155V154H205ZM205 155H203L204 156V158L206 157ZM212 155H213V153H212ZM225 155V154H224ZM31 156H34V155H32L31 154ZM77 156V155H76ZM84 156V155H83ZM96 156H99V155H96ZM102 156V155H101ZM133 156H134V154H133ZM150 156H152V157H154L155 158V160H159L160 158L159 157H157V156H155L154 154H152V155H150ZM209 156V155H208ZM51 157V156H50ZM50 157H48V158H50ZM82 157V156H81ZM85 158H86V156H84ZM95 157V156H94ZM135 157V156H134ZM83 158V157H82ZM84 158V159H85ZM107 158V157H106ZM165 158V157H164ZM203 158V157H202ZM224 158V157H223ZM109 159H110V157H109ZM129 161V162H127V160ZM139 159V160H140ZM141 159V160H142ZM207 159V158H206ZM205 159V160H206ZM212 159V158H211ZM144 160H147V159H144ZM160 160H163V159H160ZM159 160V161H160ZM165 160H166V158H165ZM204 160V159H203ZM203 160L201 161V162H203ZM208 161H209V159H207ZM86 161V160H85ZM166 161H169V160H166ZM190 161V160H189ZM213 161V160H212ZM87 162V161H86ZM92 162V161H91ZM98 162V161H97ZM108 161H107V159H106V163H107ZM147 162V161H146ZM153 162V161H152ZM161 162V161H160ZM164 162V161H163ZM170 162V161H169ZM168 162V163H169ZM192 162V161H191ZM130 163H131V165H130ZM141 163V162H140ZM162 163V162H161ZM196 163V162H195ZM199 164H201L200 162H198ZM197 163V164H198ZM204 163V162H203ZM202 163V165H204ZM206 163H207V161H206ZM205 163V164H206ZM208 163H210L211 164V162L209 161ZM207 163V164H208ZM217 163V162H216ZM105 164V163H104ZM109 164V163H108ZM108 164H106V165H108ZM146 164V163H145ZM148 165H149V162L147 163ZM163 164V163H162ZM169 164H172V163H169ZM206 164V166L208 167V165ZM59 165V164H58ZM111 165H112V161H111ZM69 166H70V164H69ZM113 166V165H112ZM168 166H170V165H168ZM197 166V165H196ZM201 166V165H200ZM144 167H147V166H145L144 165ZM157 167V166H156ZM171 167H173V168H171V171L173 170V169H175V166L172 164L171 165ZM214 167H216V166H214ZM111 168V167H110ZM148 168V167H147ZM199 168V167H198ZM201 168V167H200ZM108 169V168H107ZM106 169V170H107ZM115 169V167H113V170ZM118 169V168H117ZM165 168H161V172H160V169L158 170L159 171V173L158 172H150L149 171V177H150V180H151V182L145 177V178H143V177H139V178H137L136 177V175H134L135 176V178H134V184H136V186L137 187H139L138 188V190L139 189H141L142 188V190L141 191H143L144 193H147V194H151V195H154V197L156 196V198H158L159 200H158V202L161 200L162 202H160V203H157V202H152V204L154 203L155 205H152L151 204V202H148V204L147 205H149L150 207H151V210H153V209H157V207L159 206V208H158V210L160 211V212H162V211H168V212H170V214H173V215H176V214H178L179 212H181V213H185L186 214V216H191V214L190 213H188V211L189 210H191V209H193L196 213L198 212L197 210V207H196V205L197 204H199V201H202V202H204V201H206V200H208V199H205V197L203 198V196H202V194L201 193H203V191L204 190H202L201 191V189H198V190H200L201 191V193L200 192H197V189H196V192L195 191H193L194 189V186L192 185V193L195 195V196H190V195H184L183 197H178V194H176L175 193V191L174 190H182L184 193H190V191L188 190V189H183V186L182 185H184L185 184V182H184V179H185V177H192V178H196V177H194V173H191V172H189V174H188V176H185V175H183L184 174V172H182L183 174V176H185L184 177V179L183 178H180L179 177V179H177V176H176V174L175 175H172L173 174V172H175V171H165L164 170ZM184 168H182L181 170H183ZM188 169V168H187ZM196 169V168H195ZM202 169V168H201ZM200 169V170H201ZM2 170V169H1ZM109 170V169H108ZM128 170V171H127ZM141 170V171H140ZM115 172H116V170H114ZM155 171V170H154ZM157 171V170H156ZM185 171H187V170H185ZM198 171V170H197ZM227 170L225 169V171L224 172H226ZM177 172V171H176ZM193 172H196V170H194ZM199 172V171H198ZM132 173V174H131ZM143 173V172H142ZM197 173V172H196ZM111 174V173H110ZM117 174V173H116ZM179 174V173H178ZM177 174V175H178ZM226 175H229V172L227 173H225ZM68 176H69V174H67ZM108 175V174H107ZM119 175H120V173H119ZM123 175V174H122ZM124 175V176H125ZM163 175V176H162ZM62 176V175H61ZM64 176V175H63ZM71 176V175H70ZM65 177V176H64ZM63 177V178H64ZM109 178H110V176H108ZM170 177L173 179V180H171L170 179ZM69 178V177H68ZM96 178V177H95ZM101 178V177H100ZM107 178V177H106ZM124 178V177H123ZM108 179V178H107ZM65 180H67V179H65ZM71 180V179H70ZM79 180V179H78ZM95 180H97V179H95ZM115 180H117V179H115ZM119 180V179H118ZM117 180V181H118ZM108 181V180H107ZM107 181H105L104 183L106 184L107 183ZM111 181V180H110ZM117 181H115L114 183H113V185L117 182ZM119 181H121V180H119ZM122 181H123V179H122ZM125 181H128V180H126L125 179ZM132 181V182H133ZM77 182V181H76ZM113 182V181H112ZM111 182V183H112ZM155 182H157V183H155ZM103 183V184H104ZM123 183H125V182H123ZM131 182H129V184H130ZM92 184V183H91ZM100 185L99 184V186L101 187V186H104V185ZM109 184V183H108ZM128 184V185H129ZM111 185V184H110ZM112 185V186H113ZM116 185L117 184H115L114 186H115V189L117 188V187H119V186H121V187H123L124 186V184H123V186H122V184H121V182H120V184H118L119 186H117L116 187ZM128 185H125V186H128ZM168 185H170V188L168 187ZM53 186V185H52ZM111 186V187H112ZM113 186V187H114ZM133 186V185H132ZM136 186H133L134 188L133 189H131L132 191H135L137 188H135ZM98 187V186H97ZM97 187L96 188H93V190H92V188L90 189H88L89 190V192L88 191H86V192H81V194H80V192H78L79 194V196H83V197H86V196H88L87 198H88V200H95L96 201V204H94V203H90V204H88L87 205V207L86 208H84V210L86 211V212H82V217H79L78 219H76V220H73V221H75V222H68V223H60L59 224V222H57L58 224H55V222L54 223H52V224H50V225H48V227H49V229L51 230L50 231V233L49 232H47V231H45V230H39V233H37L38 231H36L30 238H31V240L33 241V242H41V245H39V247H38V249H40V247H42V243L43 244H46V248H45V251L44 252H42L41 250H39V252L38 253H36L35 251H34V253H33V256L31 257V262H29V261H27L26 259V263H28V264H108V262H117V263H123V259H122V257L126 254V253H128L129 254V252H130V254L131 255H129V260L132 258L133 259V255H132V253H134V252H132V251H134V250H136L138 247H135L134 246V243L133 242H130V240H128L127 239V236H128V233L130 232V229H127V227H128V223H129V220H136L135 219V217L132 215V214H130V213H128L127 212V210L125 209V206L127 205V203L125 204L123 201H124V199H125V197L127 196V192L129 191V189H125V190H128L126 193V196L124 197V196H118L117 194H115V192L116 191H114V192H112V190L110 191V189L108 188L107 190H104V191H102V189H100V191L98 192V191H96V190H98L97 189ZM99 187V188H100ZM105 188H107L108 186H104ZM103 187V189H105ZM196 187H198V185H196ZM201 187V186H200ZM46 188V187H45ZM125 188V187H124ZM199 188V187H198ZM114 189V190H115ZM206 189V188H205ZM92 190V191H91ZM122 190H123V188H122ZM138 190H136L135 192L138 194L139 193V191ZM141 191H140V194H141ZM124 192V191H123ZM204 192H206V190L204 191ZM86 193H88L89 195H86L85 196V194ZM119 193H121V191L119 192ZM129 193H131V194H136V193H134V192H131V191H129ZM122 194V193H121ZM130 194V195H131ZM136 194V195H137ZM54 195H56V194H51V196H54ZM76 195V194H75ZM123 195V194H122ZM135 195V196H136ZM143 195V194H142ZM141 195V196H142ZM78 196V197H79ZM138 196V195H137ZM55 197V196H54ZM128 197H129V195H128ZM127 197V198H128ZM132 197H134L133 195H132ZM131 196L129 197V198H131L133 201H136L135 200V198L133 199ZM140 197V196H139ZM147 197H149V196H147ZM91 198V199H90ZM100 198L102 199V200H104V201H100ZM126 198V199H127ZM138 198V197H137ZM53 199V198H52ZM64 199V198H63ZM128 200V199H127ZM143 200V199H142ZM141 200V203L142 202H144V201H142ZM46 201V200H45ZM130 201V200H129ZM128 201V202H129ZM154 201H157V200H154ZM82 202V201H81ZM198 202V203H197ZM130 203H132V202H130ZM129 203V204H130ZM140 203V202H139ZM164 203V204H163ZM173 203V205H171ZM141 205V204H140ZM166 205H170V206H176L175 208H172V207H165ZM201 205V204H200ZM105 207L106 208H109L110 210H111V212H110V214L109 215H105V214H103L102 212H100V209H105ZM58 208V207H57ZM142 208V207H141ZM144 208V207H143ZM147 208V207H146ZM200 209V208H199ZM44 210V209H43ZM50 210V209H49ZM118 210H120V211H122V212H124V213H127V215L129 216V220H127L128 222H126V221H118V220H114L113 219V214L115 213V212H117ZM19 211V210H18ZM21 211V210H20ZM118 212L119 214H121V212ZM142 211V210H141ZM145 211H146V209H145ZM147 211H148V209H147ZM146 211V212H147ZM137 212V211H136ZM143 212V211H142ZM81 213V212H80ZM86 213L87 214H89V215H87L86 216ZM145 213V212H144ZM161 214V213H160ZM142 215V214H141ZM159 215V214H158ZM144 216V215H143ZM174 217V216H173ZM180 217L183 219V217H184V215H180ZM239 217V216H238ZM0 218H1V216H0ZM76 218V217H75ZM13 219V218H12ZM17 219V218H16ZM141 219V218H140ZM179 219V218H178ZM5 220V219H4ZM239 220V219H238ZM40 221V220H39ZM53 221V220H52ZM66 221H68V220H66ZM179 221V220H178ZM234 221V220H233ZM95 222V223H94ZM2 223V222H1ZM6 223H7V221H6ZM36 223V222H35ZM51 223V222H50ZM171 223V222H170ZM239 223H241V222H239ZM38 224V223H37ZM7 225V224H6ZM10 225H11V223H10ZM36 225V224H35ZM59 225H63V227H65V228H67V230H69V232H67V233H62V232H59V231H57V230H59L60 229V227H59ZM12 226V225H11ZM10 226V227H11ZM22 227H23V225H21ZM41 226H43V225H41ZM14 227H15V225H14ZM17 227V226H16ZM15 227V228H16ZM19 227V226H18ZM26 227V226H25ZM44 227H45V225H44ZM44 227H42V228H44ZM195 227V226H194ZM193 227V228H194ZM14 228V229H15ZM21 228V227H20ZM110 228L114 231V232H111V230H110ZM8 229V228H7ZM10 229V228H9ZM6 230V231H3V232H1L0 233V242H3V244L4 245H7L6 247H4L3 245H2V243L0 244V247H1V245L3 246L2 248H3V251L5 252H3L4 254H7V255H3V256H5V257H7L8 259H7V261L6 260H2V259H0V264H11V263H9V257H15V260H16V257H21L22 256V254H21V252H22V248H24L25 249V246L23 245V246H21L20 248L19 247H14L13 245H10V244H7V242H9V243H12V239H15V240H24L25 239V234L22 232L23 231V229H21L22 231H17L16 229H15V231H12V230ZM34 229V228H33ZM64 229V228H63ZM89 229H90V234H89ZM4 230H5V228H4ZM125 230V231H124ZM133 230H135V229H133ZM133 230H132V233H133ZM26 231V230H25ZM33 231V230H32ZM52 231H53V234H52ZM104 231V233H106L107 234V232H108V234L109 235H107V238H101V235L103 234V233H101V232H103ZM142 230H140V229H136L135 230V233H137L138 234V236L140 237L139 238V241H141V243H142V246H146L147 245V240L148 239H150L151 238V235H149V234H147V233H143V232H141ZM163 231V230H162ZM30 232V231H29ZM43 232H44V234H43ZM151 234V233H150ZM29 235H31V234H29ZM28 235V236H29ZM64 235H65V237L66 238H68L69 240H66V239H64V241L63 242H61L60 240H59V238H64ZM27 236V237H28ZM126 236V237H125ZM170 236V235H169ZM161 238H162V242H164V241H166L165 239H164V237H163V235H161L160 236ZM29 238V239H30ZM54 238H57V240L59 241L57 244H55L54 243V245H50V243L51 242H53L54 240ZM188 238V237H187ZM189 239V238H188ZM77 240H79L80 242L78 243L77 242ZM23 242V241H22ZM29 243H30V241H29ZM32 243V242H31ZM83 243H86V244H83ZM26 244V243H25ZM119 244H120V246H119ZM185 244V243H184ZM27 245V244H26ZM32 245V244H31ZM114 246V247H110V246ZM179 246H180V244L179 245H177V248H178V251H175V253L173 254V256H175L176 257V255L178 256L179 255V253L180 252H182V251H179ZM35 248V247H34ZM146 248V247H145ZM238 248V247H237ZM30 249V248H29ZM28 249V250H29ZM48 249V250H47ZM144 249V248H143ZM162 249V248H161ZM0 250H2L1 248H0ZM35 250V249H34ZM31 251V250H30ZM30 251H29V253H30ZM55 251H58V253L56 254L55 253ZM24 252H25V250H24ZM23 252V253H24ZM26 252H28V251H26ZM50 252H52V253H50ZM29 253H28V255H29ZM54 253H55V258L53 259V255H54ZM141 253V254H140ZM184 254H185V252H183ZM190 253V252H189ZM1 254H2V252H1ZM139 254V257H140V259L141 260H139V262H142V261H144L146 264H149V263H151V262H147L146 260H145V258L146 257H149V251L147 250V248L146 249H144V250H142L141 252H139L138 253ZM188 254V253H187ZM2 256V255H1ZM143 256H146V257H143ZM23 257H24V255H23ZM28 257V256H27ZM192 257V256H191ZM25 258H26V256H25ZM29 258V257H28ZM11 259V258H10ZM14 259V258H13ZM23 259V258H22ZM22 259H21V261H22ZM29 260V259H28ZM10 261H12V260H10ZM17 261V260H16ZM19 261V260H18ZM20 262V261H19ZM14 263V262H13ZM254 263V262H253ZM253 263H251V264H253ZM15 264V263H14Z\"/></svg>",
    "mask_w": 264,
    "mask_h": 264
},
{
    "label": "water",
    "instance_id": "obj_3",
    "mask_svg": "<svg viewBox=\"0 0 264 264\" xmlns=\"http://www.w3.org/2000/svg\"><path fill=\"white\" fill-rule=\"evenodd\" d=\"M57 1L60 2L63 9L67 11L84 13L88 9L85 0H57ZM104 20L110 22L113 27L127 34L136 35L138 37L146 35V27L143 23H139V22L127 23L114 16H106ZM173 48L176 50L189 49L192 51L201 52L204 50V45L197 42L188 43L184 41H178L173 43Z\"/></svg>",
    "mask_w": 264,
    "mask_h": 264
}]
</instances>
